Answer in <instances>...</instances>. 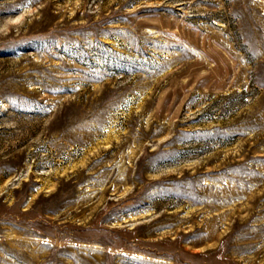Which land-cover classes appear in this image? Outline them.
Wrapping results in <instances>:
<instances>
[{"label": "rangeland", "instance_id": "obj_1", "mask_svg": "<svg viewBox=\"0 0 264 264\" xmlns=\"http://www.w3.org/2000/svg\"><path fill=\"white\" fill-rule=\"evenodd\" d=\"M0 264H264V0H0Z\"/></svg>", "mask_w": 264, "mask_h": 264}]
</instances>
